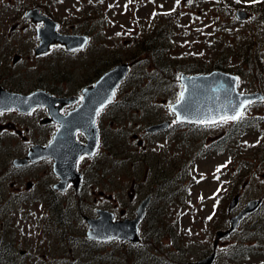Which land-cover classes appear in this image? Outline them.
I'll return each instance as SVG.
<instances>
[{
    "label": "rangeland",
    "instance_id": "obj_1",
    "mask_svg": "<svg viewBox=\"0 0 264 264\" xmlns=\"http://www.w3.org/2000/svg\"><path fill=\"white\" fill-rule=\"evenodd\" d=\"M131 1L133 3L129 5L130 10L126 13L125 22L110 26L114 22L113 14L100 21L98 26L91 28L93 40L85 49L67 51L60 44H56L51 52L27 59L31 63L30 66L25 60L18 63V67L32 73L25 76L28 78V85L41 84L51 89L62 85L70 94H74L79 92L85 83L94 81L100 75L99 72L111 64L118 61L133 62L125 79L117 87L114 101L101 111L97 119L99 125L104 126L107 131L108 146H105L101 153L102 159L106 165L112 164L113 154L119 157V165L109 166L110 170L102 172L101 182L92 187L88 186V190H93L94 193L89 195L86 192L82 195L87 202L82 203L80 207L72 198L71 218L68 224L65 225V220L55 221L56 216L51 218L54 213V209H51L54 207V202L48 199L46 184L35 187L34 180H31L33 184L29 189L30 186H25L26 179L21 182L23 189L30 191L28 192L30 197L23 199L25 202L19 203L8 219L3 216L4 222L8 223V238L17 245L18 249L23 250V253L17 257L19 264H106V262L107 264H151L150 256L145 255L143 251L136 252L137 255L141 254L139 259L119 245L112 247L110 244L100 243L99 246L102 248H99L97 244L84 239L87 237L85 231L88 224L82 214L94 216L97 207L113 205L114 201L107 197L112 192L113 186H116L113 184H119V187L125 184L121 193L125 197L116 200V209H119L125 205L131 190L138 187L145 190L146 185L159 176H161L160 181L162 176H165L164 184L178 176V183H170L168 188L170 191L175 189L176 191L171 196L164 197L166 203L159 204L162 208L155 214L156 219H144L140 223L141 232L145 236L149 233L150 227L154 230L158 229L157 232L153 230L152 235L147 237L152 244L154 243L151 250L159 255L166 254L165 257L168 258L172 257V252H167L162 247L164 244H168L167 248L172 247L169 237L176 238L173 242L174 246L177 245L178 240L184 242L185 239L192 240L203 235L212 243L214 232L225 214L223 207L228 205L236 193L253 195L257 193L259 187V193L264 194V162L259 164L257 144L261 141L264 147V138L259 139L254 129H251L252 137L245 133L239 138L242 147L235 142L236 150L215 151L196 161L193 154L195 145H191L193 139H197L198 136L187 133L186 126L182 124L158 134L142 135V133L146 134L145 121L147 120L146 124H148L151 117L158 116L156 112L166 111L170 103L178 98L181 85L176 81L177 64L182 70L190 72L192 71L190 64L198 63L207 68L216 61L229 64L230 60L220 59L225 55L227 58L232 57L233 67L244 65L250 55L255 61H257L256 56H263L259 50V42L264 41V0H257L255 3L251 0H220L221 4L217 0H192L191 3L188 0H180L179 4L176 0H151L147 1V6L141 7L140 10H137L135 3L141 1ZM160 1H162L160 12L168 10L166 18L161 17L159 11L156 16L153 15L155 3ZM225 2H228L226 6H224ZM201 3L205 5L202 6ZM241 8L249 12L244 19L236 17V10ZM162 23L174 24L175 28L165 35L159 30ZM83 28L81 30H85ZM20 31L24 51L33 55L32 46L37 43L34 27L29 25ZM148 40L153 41L147 44ZM151 45L160 47L163 51L154 52V55L148 54ZM158 61H168V65L171 63L172 66L171 70L161 72L163 78L161 82L152 74L160 69ZM258 72L257 68L255 72H249L246 83L243 79L240 80L239 90L258 89ZM149 74L153 75V79L148 87L145 86V82ZM165 79L166 82H163ZM256 110L259 112V104L252 105L246 115H252ZM160 116L169 118L170 114L165 113ZM136 122L141 126H135ZM229 125L228 122L215 124V131L207 129L200 135L211 133L217 136L218 131ZM133 131L140 132L137 133L143 138V145H138L136 140L132 139ZM185 134L191 137L184 138V141L178 139V136L184 137ZM147 153H150L146 156L147 161L152 164L145 166L137 159L143 158ZM160 166L163 173L154 174ZM218 167L219 172H217ZM189 173L199 179L196 186L191 187L192 193L185 198V201L195 205V208L178 203L180 188L185 189L184 182ZM248 177L252 180L250 187H246L249 182L245 180ZM100 190L104 195L99 194ZM214 190L217 192L215 200L211 198ZM162 191L160 195L163 194ZM214 210L217 211L216 216L219 215V218L215 219L212 216L209 220L208 212ZM258 211L264 212V207L248 215L238 229L227 237L220 238L214 264H259L257 249L259 244L264 246V237L259 240V236L254 231L242 233L244 228L255 225L256 218H259ZM147 215L153 214L149 212ZM186 228L197 231L191 232ZM62 231L65 232L63 236ZM62 239H66L65 244ZM69 247L71 251L67 249Z\"/></svg>",
    "mask_w": 264,
    "mask_h": 264
},
{
    "label": "flooded vegetation",
    "instance_id": "obj_2",
    "mask_svg": "<svg viewBox=\"0 0 264 264\" xmlns=\"http://www.w3.org/2000/svg\"><path fill=\"white\" fill-rule=\"evenodd\" d=\"M131 3L133 2L131 1ZM131 3H129L127 0H91V2L90 0H0V94L5 91L25 94L35 90H43L49 93L52 97L61 96L62 98H69L67 95H70V93L67 91V89H62L64 88L62 85L55 86L60 88L57 91H55L54 88L50 89L41 84H37L36 86L28 85V78L25 76L32 74L31 71H26L21 67H18V63L21 60H25L27 65L30 66L31 63L27 59L31 58L32 56L39 57L41 55H45L53 50L52 47L54 45L60 44L58 41L51 42L47 50L34 53V48L39 42L36 28L44 25V19L41 16L44 14L51 19V21L55 24V31L57 33L84 35L85 42L81 48L76 49L77 51L87 47V45L93 40L91 28L98 26V23L106 19L109 15L113 14L112 21H114L110 26L124 23L126 13L130 10L129 5ZM126 5L127 8L125 7ZM135 7L137 10H140L141 5L135 3ZM242 9L245 11L244 18H246L249 12L244 8ZM114 13L116 15H114ZM29 25L34 27L35 36L37 38V43L32 46L33 55L31 53L26 54V51L23 49V41L21 39L22 34L20 29ZM82 27H84L83 29L85 30H81ZM263 44L264 41L259 42V50H261L263 56H256L257 61H255L252 58V55H250L247 57L246 63L244 65H236V67H233V65H231L232 57L227 58V55H225L224 58H220L227 61L230 60L229 64L225 62L224 66L226 64H228V66H223L222 70H235L241 79L244 80V83L247 82V74L249 72H255L256 68L259 70V88L257 89L259 91V99L252 100L253 103L251 104V106L259 104V112H257V109L255 113L249 116L246 115L245 118L239 122L229 121L228 123L230 126L218 131V134H216L217 136H213L211 133H204L202 135L200 134L202 131L207 129L215 131V124L205 125L198 124L196 122L179 120L177 123L173 124L170 123V121L173 122L176 120L173 111L170 109H167L166 111L160 110L155 113L158 115L157 117H151L148 120V125L160 123L163 122V120H168V125L160 130L152 131L154 133H151L145 129L147 122L146 120L144 125V131L146 134L142 133V135H147V133L158 134L165 131L166 129H171L178 124H182L183 126H186L185 129L190 135H196V137L198 136L197 139H193V144L191 145H195V150L193 153L195 154V161L202 160L204 157H207L208 155H211L215 151H219L221 149L224 151H230L231 149L236 150L237 148L235 146V142H237L242 147V141L239 138L245 133H248L249 137H252L253 131H251L250 127L255 130V134L259 136V139L264 138V99H262L264 98ZM29 49H31V47ZM216 63H218L220 66L222 65L223 61H217ZM189 66H191V64ZM177 67V72L180 73V71H183L180 68V65L177 64ZM211 67L216 68L215 62ZM216 69L221 68L218 67ZM103 71L104 69L99 73H102ZM93 82L94 81L87 82L84 85H89ZM53 92H56L59 95H55ZM78 93L79 92L74 93L73 96H77ZM7 103L8 101H5L0 105H5ZM53 104L55 108L58 107L59 109L57 110L63 114L67 113L76 105V103L72 101H55ZM15 106L16 105L14 104H11L8 107L0 106V112H2V114H0V212H2V214H0V264H19L17 257L23 253V250L18 249L15 243L8 241V223L6 224L3 219V216L6 214L8 217L11 216L13 209L18 206V204L21 203L23 199H26L30 196V194H28L30 191H25L23 189V183L20 184V180L30 178V180H34V184L36 185L35 187H37L39 184L47 185L46 193L48 195V199L54 202V207H51L50 205L51 209H54V213L52 214L53 216H51V218L53 219L56 216L54 220L59 222V220L71 218V200L73 197L80 207L82 203L87 202L86 199L82 197V195H84L86 192L89 195L94 193L93 190H88V186L92 187L101 182L103 179V176H101L103 174L102 172L110 170L109 166L112 165L118 167L119 165V157L112 154V164L105 166L101 153L104 150V147L108 146V139L106 138L107 131L104 126L102 127L98 125L100 132L99 141L93 153L90 154L88 152H84L79 155L76 161V166L80 171L81 177L79 184L73 187L72 181H68V183L62 189L55 187L54 185L59 182V179L53 170V157L41 156L35 159L26 158V161L21 163H15L14 160H21L25 158L29 152V149L34 144H48L60 126V122L50 114L49 108L46 106L33 104L26 111L19 110ZM165 113H169L170 117L165 118L167 116H160L161 114L164 115ZM97 121L98 120L96 119V122ZM135 126H141V124L138 125L136 122ZM247 129H249L250 132H248ZM137 132L138 131H134L132 133V139H135L138 145H143V138L139 137L140 132H138L139 134ZM74 134L77 139L82 141L86 140L85 133L83 131L75 130ZM165 138L168 139V137ZM184 138L186 139L189 137L186 134L184 137L178 136V139L180 140L184 141ZM257 144L259 145L260 164L261 162H264V147L261 141H259ZM148 154L150 153H147L143 158L138 157L137 161L142 162V164L145 166L147 164H152L151 162L147 161L146 156ZM162 173L163 171L161 166L159 170L154 171V174ZM152 175L153 173L151 176ZM160 177L161 176L151 183L149 182L146 185L147 188L145 190H141V187L131 190V192L128 193L125 205L119 209H116V200L118 198H123L124 195H121V193H123L122 187H124L125 184H123L121 187H119V184H113L116 185L115 187L112 185V192L107 197H110V200H113L114 204L111 206H103L112 210L113 220L133 218L136 215V211L139 206L146 199V195L149 194L150 196L147 202L143 204V214L139 222L140 237L138 241L115 238L103 241L101 243L112 244V246L119 245V247L122 245L126 246L128 251L133 253L134 257L136 255V257L139 259L141 254L137 255L136 252L145 251V255L148 254L150 256L149 259L151 264H200L198 263L200 259L207 258V256L212 251L216 252L214 238L212 239V243H210L209 238H206L205 235H203L201 238H193L192 240L185 239L184 242L178 240L177 245L174 246L173 242L176 238L171 236L168 238V240L171 242L172 247L167 248L168 244H164L162 247V249H165L167 252H172V257L168 258L165 257L166 254L159 255L151 250L154 243L152 244V241L150 242L147 237L152 235L151 232H153L154 229L150 227L148 229L149 233L146 236L141 232V221L144 219H156L155 214H157L162 208L159 204L161 202L166 203L164 197L159 193L163 190V193H169L171 196L173 191L168 189L171 185L170 183H178V176H175L172 181H168L167 184L161 186V183L164 181L163 177L165 176H162L161 181ZM30 180H26V182ZM198 181L199 179L196 175L189 173L184 182L185 189L180 188L181 191L178 203L182 205L186 204V206L195 208V205H191L189 201H185V198L188 197L187 195L189 193H192V191H190L191 187L196 186ZM246 181L249 182L246 187H250V184H252L251 177H248L245 182ZM7 184L9 186H7ZM32 184V181L28 183L30 187ZM99 194L104 195V192L100 190ZM237 194L239 195L238 197L240 200V205L237 206L239 209L247 201L244 204H241V202H244V200H248L249 198L258 199V204L255 210L264 207V194L259 193V187L257 193L253 195L246 196L244 192L241 194L238 192ZM137 196L139 198H135ZM213 197H215V190L211 193V198ZM4 198L6 200L10 199L7 204L2 202ZM58 204H60L59 207ZM227 211L230 212L229 210ZM227 211H224V215H226ZM253 211L244 214L239 221L246 220L245 218L252 214ZM149 212H151L153 215H147ZM215 212L216 211H213V215L216 219ZM257 214L259 215V218H256V232L259 233L260 240L264 237V218H262L264 212L258 211ZM226 224L227 221H224L218 226L224 227ZM157 230L158 229L154 231L157 232ZM186 230H190L191 232L197 231V229L189 228H186ZM63 234H65V232L62 231V236ZM165 237H167V235ZM257 254L259 255V264H264V246L259 244ZM215 262L216 257H214L209 262V264H214ZM107 263L108 262H106V264Z\"/></svg>",
    "mask_w": 264,
    "mask_h": 264
},
{
    "label": "water",
    "instance_id": "obj_3",
    "mask_svg": "<svg viewBox=\"0 0 264 264\" xmlns=\"http://www.w3.org/2000/svg\"><path fill=\"white\" fill-rule=\"evenodd\" d=\"M31 12V11H30ZM238 16L243 17L244 11H238ZM44 25L36 28L39 42L35 47V52L47 50L49 44L58 41L67 48H76L85 42V36L81 34H60L55 31V24L44 14ZM37 18V17H35ZM128 64L125 62L116 63L113 67L106 70L94 85H88L82 89L81 102L67 114H61L53 105L56 100L71 101L75 98L62 99L61 97H52L43 90H35L27 94L19 92H2L0 94V104L8 101L3 107L11 104L16 105L19 109L27 110L33 104L45 103L50 108V113L58 119L60 127L53 135L51 141L45 146L35 145L30 148L27 157L30 159L37 158L41 155H49L53 157V170L59 176V182L54 186L64 188L68 181H72L75 186L80 180V173L76 170V161L80 154L84 152L93 153L97 143V127L95 118L99 109L108 103L115 92L120 79L125 75ZM236 74L213 69L208 73L199 74H181V80L184 83L182 91L185 92V100L181 105H177L176 101L171 104V108L175 107L176 118L189 122H196L201 119L217 118L219 115L225 114L224 107L229 101L238 102L243 99H257L259 92L245 93L237 88ZM181 91V92H182ZM243 93V96H238ZM55 108V111L52 112ZM231 115V111L227 112ZM168 121L149 125L147 130H157L165 127ZM83 130L88 139L86 143H81L75 138V130ZM14 160L15 163L25 162L26 158ZM137 209V215L132 219L112 220V214L106 209H98L100 215L97 217L85 216L91 229L87 231V235L95 239L108 238H124L136 241L138 239V220L143 214V204ZM236 199H233L230 206L234 205ZM258 200L252 199L240 210L235 216L231 217V224L226 230H218L216 236L227 234L237 224V220L246 212L253 210ZM213 254L207 258L200 259L198 263L209 264Z\"/></svg>",
    "mask_w": 264,
    "mask_h": 264
},
{
    "label": "snow or ice",
    "instance_id": "obj_4",
    "mask_svg": "<svg viewBox=\"0 0 264 264\" xmlns=\"http://www.w3.org/2000/svg\"><path fill=\"white\" fill-rule=\"evenodd\" d=\"M90 2H91V0H90ZM176 2H177V4H179L180 0H176ZM188 2L191 3L192 0H188ZM251 2L255 3V2H257V0H251ZM129 3H131V0H129ZM125 7L127 8V5ZM153 15L155 16L156 13H153ZM117 35H120V33H117ZM238 80H239V78H235V81L237 83H238ZM243 95H244L243 93L238 94V96H243ZM262 99H264V98H262ZM184 100H185V92L182 91L179 94V97L176 101V104L181 105ZM252 103L253 102L251 100H248V99L238 100V102L229 101L228 105H226L224 107L225 114L219 115L218 119L217 118L201 119V120L196 121V123L208 125V124H223V123H227L229 121L239 122L245 118L246 112ZM171 110L173 112L177 111V109L175 107H173ZM229 111H231V113H232L231 115L227 114V112H229ZM0 114H2V112H0ZM97 114H99V113H97ZM178 120H179V116H178L177 120L173 121V123H177ZM221 167H224V166H221ZM219 171H220V168L218 167L217 172H219ZM208 219L210 220V219H212V217L209 216ZM110 239H112V238H110Z\"/></svg>",
    "mask_w": 264,
    "mask_h": 264
},
{
    "label": "trees",
    "instance_id": "obj_5",
    "mask_svg": "<svg viewBox=\"0 0 264 264\" xmlns=\"http://www.w3.org/2000/svg\"><path fill=\"white\" fill-rule=\"evenodd\" d=\"M162 51H163V50H162V48H161L160 52H162ZM224 64H225V62L223 61L222 66H224ZM194 65H195V64H193V65H191V66H194ZM200 66H201V67H200L199 69H197V70H204V68H207V67H204V66L201 65V64H200ZM163 179H164V178H163ZM163 184H164V183H163ZM161 185H162V183H161ZM173 192H175V191H173ZM173 192H172V193H173Z\"/></svg>",
    "mask_w": 264,
    "mask_h": 264
}]
</instances>
